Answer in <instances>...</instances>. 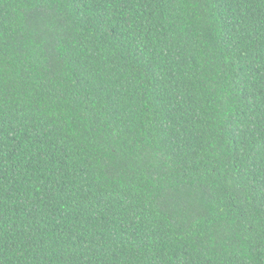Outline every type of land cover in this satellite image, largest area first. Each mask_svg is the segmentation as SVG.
Listing matches in <instances>:
<instances>
[{
  "label": "trees",
  "instance_id": "1",
  "mask_svg": "<svg viewBox=\"0 0 264 264\" xmlns=\"http://www.w3.org/2000/svg\"><path fill=\"white\" fill-rule=\"evenodd\" d=\"M0 264H264V0H0Z\"/></svg>",
  "mask_w": 264,
  "mask_h": 264
}]
</instances>
